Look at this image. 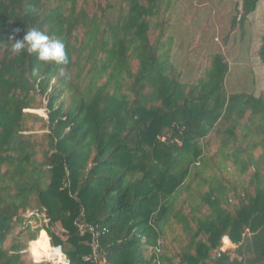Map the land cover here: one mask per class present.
I'll return each instance as SVG.
<instances>
[{
    "label": "trees",
    "instance_id": "trees-1",
    "mask_svg": "<svg viewBox=\"0 0 264 264\" xmlns=\"http://www.w3.org/2000/svg\"><path fill=\"white\" fill-rule=\"evenodd\" d=\"M97 1L0 0V264H32L45 234L90 264L95 226L106 264H156L158 239L160 264H264V90L228 95L220 54L181 81L164 34L149 40L176 0ZM32 27L65 42L67 66L12 53Z\"/></svg>",
    "mask_w": 264,
    "mask_h": 264
},
{
    "label": "rangeland",
    "instance_id": "rangeland-1",
    "mask_svg": "<svg viewBox=\"0 0 264 264\" xmlns=\"http://www.w3.org/2000/svg\"><path fill=\"white\" fill-rule=\"evenodd\" d=\"M104 6V0H98ZM241 0H176L164 14L163 7L156 21L158 29L149 35L150 42L162 32L167 44L161 50L162 59L172 63L180 74L181 81L195 82L202 75L207 57L220 54L228 64L224 80L228 95L245 92L258 97L264 90V62L258 56L260 39L264 31V0L256 11L248 16L243 27L231 28V21L238 16L236 11ZM114 4H117L115 1ZM92 13V9H89ZM118 8L105 15L110 21L117 17ZM172 40V41H171ZM44 117L42 111H36ZM191 204L195 202L185 196ZM32 227L40 223L32 222ZM26 241L25 239L22 240ZM39 241V238L33 243ZM7 243L6 246H8ZM31 243H27L26 259L32 262ZM36 249V248H35ZM33 264V262H32Z\"/></svg>",
    "mask_w": 264,
    "mask_h": 264
},
{
    "label": "clouds",
    "instance_id": "clouds-1",
    "mask_svg": "<svg viewBox=\"0 0 264 264\" xmlns=\"http://www.w3.org/2000/svg\"><path fill=\"white\" fill-rule=\"evenodd\" d=\"M30 11L35 12L34 6ZM13 38L10 37L11 41ZM29 54H35L39 61L45 63H54L58 66H67L69 64V57L66 52L65 42L59 37L49 35L37 27L28 28L26 34L22 39L11 43V51L13 54L20 55L24 51ZM36 69L33 74H36ZM66 73L63 68L60 71V76H65Z\"/></svg>",
    "mask_w": 264,
    "mask_h": 264
},
{
    "label": "built area",
    "instance_id": "built-area-1",
    "mask_svg": "<svg viewBox=\"0 0 264 264\" xmlns=\"http://www.w3.org/2000/svg\"><path fill=\"white\" fill-rule=\"evenodd\" d=\"M165 138H161V141L164 142ZM177 146H181V143L176 141ZM44 222H46L44 220ZM92 232L93 239L95 240L94 243H92V253L84 258L85 262H89L90 264H106V260L104 255L99 250V243L98 238L100 235H103L107 232V230L104 228H101L100 226H95L90 229ZM85 230L80 227V234L84 235ZM48 250L47 254L43 257H34L32 256V262L33 264H42V263H48V264H72L67 257V255L63 252L60 246H52L48 239ZM164 247V241L162 239H158L156 244L148 249V255L152 256L154 258V262L156 264H160L159 257L162 255Z\"/></svg>",
    "mask_w": 264,
    "mask_h": 264
},
{
    "label": "bare ground",
    "instance_id": "bare-ground-1",
    "mask_svg": "<svg viewBox=\"0 0 264 264\" xmlns=\"http://www.w3.org/2000/svg\"><path fill=\"white\" fill-rule=\"evenodd\" d=\"M48 238L45 234V236L42 237L41 240L37 241L35 243V248L32 247V251H31V248H30V253L32 256L38 258V257H43L44 255L47 254V250H48ZM32 246H33V242H32Z\"/></svg>",
    "mask_w": 264,
    "mask_h": 264
},
{
    "label": "crops",
    "instance_id": "crops-1",
    "mask_svg": "<svg viewBox=\"0 0 264 264\" xmlns=\"http://www.w3.org/2000/svg\"><path fill=\"white\" fill-rule=\"evenodd\" d=\"M185 196H190L191 198H192V200L194 201V200H198L196 197H193V195H184V197ZM187 199V198H186ZM191 203V202H190ZM32 243V242H31ZM235 248H236V246L235 245H233L230 241H229V239L227 238V237H224L223 239H222V244H221V247H220V249H219V251L220 252H225V251H228V250H230V251H233V250H235Z\"/></svg>",
    "mask_w": 264,
    "mask_h": 264
}]
</instances>
